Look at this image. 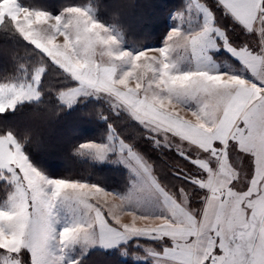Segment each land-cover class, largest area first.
Returning a JSON list of instances; mask_svg holds the SVG:
<instances>
[{"label": "snow or ice", "instance_id": "obj_1", "mask_svg": "<svg viewBox=\"0 0 264 264\" xmlns=\"http://www.w3.org/2000/svg\"><path fill=\"white\" fill-rule=\"evenodd\" d=\"M215 7L223 9L233 26L264 41V0H215ZM192 9L203 15L201 30L174 29L163 52L150 49L138 54L121 50L111 30L82 8L66 9L59 17L25 9L29 21L35 18L31 27L11 15L0 18V24L10 21L78 82L61 93L63 101L71 103L91 92L106 93L115 98L116 107H125L151 133L163 135L157 144L175 148L195 166L182 176L200 196V206L193 213L183 193L170 192L159 182L151 163L124 143L120 154L136 180L127 196H118L96 185L50 179L33 166L12 133L0 135V179L13 188L8 206L0 207V212L7 213L0 230L9 239L25 226L28 250L23 252L24 260L30 255L31 264H62L64 256L58 253L77 243L147 236L171 241L161 254L168 264H264V47L232 44L228 30L216 23L215 8L206 0H192ZM41 24H48L52 31H41ZM58 35L64 36L63 43H57ZM221 46L240 60L251 78L207 70L180 74L170 67L162 71L177 48L191 51L200 62L211 60L208 50ZM98 47L121 53L116 59L120 63L111 68L98 61ZM120 64L128 67L122 69ZM44 71L36 69L34 83L0 84V113L38 98L37 85ZM133 79L135 86L130 87ZM188 114L191 119L186 118ZM168 133L207 155L193 158L182 144L169 143ZM81 147L101 158L112 151L105 144ZM233 151L245 154L248 161L243 184L233 165ZM62 207L75 219L58 228ZM143 207L155 212L134 210ZM125 216L130 222H124ZM0 250V264H17L20 253H14L11 245H0Z\"/></svg>", "mask_w": 264, "mask_h": 264}, {"label": "trees", "instance_id": "obj_2", "mask_svg": "<svg viewBox=\"0 0 264 264\" xmlns=\"http://www.w3.org/2000/svg\"><path fill=\"white\" fill-rule=\"evenodd\" d=\"M19 2L29 8L54 14L70 5H90L95 10L98 20L119 29L126 45L137 51L159 46L168 32L170 14L175 9L184 7L183 0H19ZM209 4L215 8L221 26L226 27L230 33L235 32L237 36L241 30L239 26H233L231 18L224 15L223 9L215 7V1L209 0ZM30 52L35 53L27 54ZM37 54L40 55V62L48 63L40 85L41 99L22 103L12 110L0 113V135L12 133L34 166L48 177L89 183L108 191L121 192L126 185V172L116 169L111 164L94 163L83 158L80 153V145L85 142H103L110 133L111 126L116 132L120 130L119 126L115 125L116 122L112 121L113 118L110 120L105 106L101 103L79 102L73 108L67 109L58 102H51L50 99L55 101L56 92L64 87L62 72L31 45L26 44L10 21L6 20L0 24V82L7 77L17 79L30 74L37 68V61L40 60ZM143 131L144 129L136 127L135 137L133 136L131 141L132 148L151 163L154 174L163 186L177 194L183 187L190 193L191 205L194 208L199 207L200 196L182 176L188 170H194L195 166L187 164L186 159L176 150L164 151L152 146ZM122 139L127 141V135ZM176 172H180L181 176H177ZM193 174L199 175L195 171ZM11 191V185L0 179V206L8 199ZM139 242L140 239L133 240L114 251L91 250L80 255L76 262L138 264L125 258V255L133 252L142 254V249L135 248Z\"/></svg>", "mask_w": 264, "mask_h": 264}, {"label": "rangeland", "instance_id": "obj_3", "mask_svg": "<svg viewBox=\"0 0 264 264\" xmlns=\"http://www.w3.org/2000/svg\"><path fill=\"white\" fill-rule=\"evenodd\" d=\"M211 1L214 2L215 0H211ZM18 2H19V0H18ZM183 2H184L183 8H180L177 10L175 9L170 14L169 29H168V32L165 35V38L163 39L162 43L159 46L147 47V48L140 50V51L133 50L130 48V46L126 45V42L124 41L123 36H122V32L119 29H117L113 26H110V25H106L103 22H101L100 20H98L95 10L90 5H70V6H67L66 8H64L63 10H61V12H58L55 14L51 13V12H48V13H50L53 16H56V15L64 14L65 10L69 7H79V8L85 9L93 17L95 22L102 24L104 27L111 30L112 34L117 37V39L119 41V47L121 50L128 51L132 54H138L141 51H146V50H150V49H158V48L165 46L167 38L173 29L179 28L184 33H190L193 31H198L202 27L203 15L201 13H198L195 9H192L191 11H189V5L191 4L192 0H183ZM206 2L209 6H211L209 4V0H206ZM25 9L39 10V9H34V8H29L27 6H24L20 2H19V6H18L17 0H2L0 2V18H4L6 15H11L12 17H14L16 19L17 22L27 24L29 27H31L35 18H33V21H29L28 14L25 12ZM40 11H44V10H40ZM45 12H47V11H45ZM178 13H182L183 15L179 16ZM216 23L220 26L222 25L221 21L218 20V18H217ZM39 28L41 31H44V30H48V32L52 31L48 24H41V25H39ZM223 28L226 29V27H223ZM228 35L230 37L231 43L234 45H240L244 42H247L253 47H259L258 41L255 40V39H257L255 33L248 34V33H245L244 31L240 30V32L237 33L238 37L235 35V32L233 33V31H232V33L228 32ZM23 39H24V42L26 44L31 45V47H33L35 50H37L45 59H48L54 66H57V68H59V70L63 74V78L65 81L64 87H61V88L59 87L60 89L58 90V92H56L55 101H52L50 99L51 102H55V103L58 102L62 106L66 107L67 109L73 108L79 102L83 103V104L84 103H92V102L93 103H101L107 109L106 113L108 114L110 120H111V118H113L112 121L116 122L115 123L116 126H119L120 130L118 132H116V130H114V128L111 126L110 133L108 134V136L105 138V140L103 142L89 141V142H85V143L80 145V153H81V156L83 158L88 159V160H90L94 163H97V164H106V165L111 164L116 169L123 170L124 172L127 173L126 185H125V187L122 188V191L121 192L111 191V192H114V194H116L118 196L119 195L127 196L129 194L130 190L132 189L133 181L136 180L135 174L132 172V170L130 169L128 164L125 163L124 159L121 157V154H120L121 143L130 145L132 147L131 141H132V137L133 136L135 137L136 127L138 129H144L143 132L145 133V137H147V140L150 143H152L151 145L154 146L155 148H158V149H161L164 151L176 150L175 148H171V149L168 148L163 143L157 144L156 141L157 140L163 141L164 136L163 135L159 136L158 134L151 133L139 121H137L125 107H123V106L116 107L117 102L115 101V98L106 94V93L91 92L87 95H80L78 98H76L71 103L63 101L61 98V93L64 90H70V89L78 86V82L76 80H74L68 73H66L57 64H55L49 57H47V55L45 53H43L42 50L36 48L35 45H33L28 40H26L24 37H23ZM63 41H64V36L58 35L57 43H63ZM101 50H102V48L98 47L97 53H99ZM34 53L35 52H30L27 54L33 55ZM153 54L154 53H149V55H153ZM207 55L211 56V60H202V61L198 62L196 60V58L193 56V54L191 53V51H185L183 49L177 48L174 52L171 53L172 61L176 64V70L180 74H184L183 73L184 70H186L188 72V71H193V70H196L197 68H200L202 70H207L210 72H227L230 74L243 75L245 78H251V74L247 70L244 69V66L242 65L240 60L238 58L234 57L223 46H221L219 48V50L209 49ZM36 56L39 57L40 55L37 54ZM40 61H41V58H40V60L37 61V63H38L36 66L37 68H35L30 74L22 75V76L18 77L17 79L7 77L6 79H2L0 84H3V83H16V84L34 83V81L32 80V77H33L36 69H38L40 67H43L44 69H46V67L48 66V63H46V61H42V62H40ZM114 63L119 64L120 62L114 61ZM120 66L122 69H126L128 67V65H126V64H120ZM43 75H44V73H43ZM43 75H42V77H43ZM148 75L150 78L151 73H148ZM42 77H41L40 83L37 85V91L40 93L39 97L30 99V100L21 101V102L17 103L16 107L22 103H25V102H36V101H39L41 99L40 85L42 82ZM28 78L30 80H28ZM66 82H67V85H66ZM145 83H147V81H145ZM129 86L130 87L135 86V80L134 79L130 80ZM9 110H12V109H9ZM101 118H103V117H101ZM104 118H106V117H104ZM117 120L120 122L118 123ZM120 133L123 136L127 135V138H128L127 141L125 139H122L123 136L121 137ZM125 133H126V135H125ZM169 135H170V133H168V136ZM110 137H111V140L109 139ZM169 138H170L168 141L169 143L182 144V147L185 151L190 150L192 152L191 155L193 156V158H195V154L196 155L200 154V153H197V151L194 150L193 148H190L189 146L187 147V145L186 146L183 145V143L181 141L177 140L176 138H173V137H169ZM89 143L108 145L109 148L112 149V151H109L103 158H101L100 156H98L95 153L94 150H90V149H86V148L81 147L82 145L89 144ZM176 152H177V150H176ZM204 155H205V153H204ZM124 156H127V150L126 149L124 151ZM142 158L144 159L143 156H142ZM29 161H30V159H29ZM232 161H233V165L240 171V182L239 183L243 184L245 182V177H246L247 171H248V161L246 159V156H245V154L240 153L238 151H236V152L233 151L232 152ZM186 162H187V164L190 163L187 159H186ZM33 166H34V164H33ZM153 171H154V169H153ZM42 174H44V173H42ZM49 178L54 179L51 177H49ZM1 180L5 181L7 184H9L8 181H6L4 179H1ZM75 182H79V181H75ZM81 183H84V182H81ZM87 184H89V183H87ZM9 185H11V184H9ZM90 185H93V184H90ZM96 186H98V185H96ZM11 187H12V185H11ZM99 187H101V186H99ZM101 188H103V187H101ZM103 189L108 191L105 188H103ZM12 190H13V188H12ZM7 206H8V199L0 207H7ZM6 218H7V213L0 212V223L4 222V220ZM59 219H60V223L58 224V228H62L64 226H67L68 224H71L73 222V220L75 219V216L71 212H69L67 210V208L62 207L59 209ZM0 237H3V231L2 230H0ZM160 241H157L155 239L152 240V239H148V238H141L140 242L135 245V248L142 249L141 250L142 254L135 253V252L126 253L125 258L131 259L133 262L138 263V264L139 263H146L147 260L143 258L145 256L144 254L146 253L145 250L147 251V248L155 249L156 247L165 244V242H160ZM97 243H98L97 240H94L93 242L88 243V244H85L83 242L77 243V244L73 245L72 247H70L69 249H67L66 252L58 253L59 255L64 256V260L62 261V264H71V262H76V260L80 257V255H77V253H81V252L85 253L88 250L95 248ZM0 251H3V250H0ZM25 261L27 262V264H31L30 255L25 257Z\"/></svg>", "mask_w": 264, "mask_h": 264}, {"label": "clouds", "instance_id": "obj_4", "mask_svg": "<svg viewBox=\"0 0 264 264\" xmlns=\"http://www.w3.org/2000/svg\"><path fill=\"white\" fill-rule=\"evenodd\" d=\"M69 8H79V7H69ZM69 8H67V9H69ZM59 16H61V15H56L54 17H59ZM203 26L204 25H202V27L199 30H201L203 28ZM44 31L48 32V30H44ZM258 43H259V47H264V41H258ZM151 50H160L161 52H163L164 46L161 48H158V49H151ZM42 52L44 53V51H42ZM49 55H51V54L49 53ZM121 55H122L121 53L114 52L112 49L102 48V50L99 53H97V52L95 53V58L98 61L104 62V64L110 66L111 68H115L117 65H116V63H114V61H116V59H118ZM169 67L173 68V69L176 68V64L172 61V58H170V65L168 67L163 68L162 71H168ZM105 70H109V69H105ZM201 70L202 69L197 68L196 70L188 71V73H194V72L201 71ZM116 78L119 79V76H117ZM161 95H165V93H161ZM181 193H183L184 202H185L186 206L193 213H195L196 208H194L191 205L190 193L186 192L185 189L180 188L178 190V195ZM27 241H28V233L25 229V226H23V225H21L20 230L16 233V235L14 237L9 238V239H5L3 237H0V245H11L14 253L15 252L20 253V258L17 260V264H27V262L23 259V252L28 250Z\"/></svg>", "mask_w": 264, "mask_h": 264}, {"label": "crops", "instance_id": "obj_5", "mask_svg": "<svg viewBox=\"0 0 264 264\" xmlns=\"http://www.w3.org/2000/svg\"><path fill=\"white\" fill-rule=\"evenodd\" d=\"M183 73L185 74V73H188V72L186 70H184ZM186 118L191 119L190 114H188V116ZM169 137H172L171 133H170ZM173 138H176V137H173ZM176 139L179 140L178 138H176ZM183 145H185V146L187 145V147L189 146L190 148H193L194 150H196L197 153H200L199 155L195 154V157L198 156L199 158H204L207 155L206 153L204 155V153L200 152L197 148L193 147L192 145H190L188 143H183ZM108 192L114 194V192H111V191H108ZM119 196H121V195H119ZM134 210H136L138 212H143V213L155 212V209L149 208V207L136 208ZM129 218L130 217L125 216L123 218L124 222H130L131 218L130 219ZM141 238H148V239H152L153 240V238H150V237H147V236H132L130 238L120 239V240L111 241V242L98 239L97 240L98 243H97L96 247L88 250L87 252H89L91 250H95V249H99V250H103V251H114V250L120 249L123 246L128 245L133 240H138V239H141ZM155 240H157V241L161 240L160 242H165V244L160 245V246L156 247L155 249L147 248V251L145 250L146 253L144 254L145 256L143 258L146 259L147 260L146 262L149 263V264H168L167 258L164 257L161 254L163 253V251H164V249L166 247H170L171 246V241L168 238L155 239ZM87 252H85V253H87ZM85 253L81 252V253H77V255H83Z\"/></svg>", "mask_w": 264, "mask_h": 264}]
</instances>
